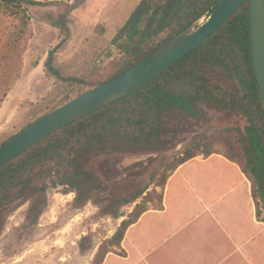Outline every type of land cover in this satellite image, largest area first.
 <instances>
[{"label":"trees","instance_id":"obj_1","mask_svg":"<svg viewBox=\"0 0 264 264\" xmlns=\"http://www.w3.org/2000/svg\"><path fill=\"white\" fill-rule=\"evenodd\" d=\"M24 2L38 4L33 0H0L4 5L19 8ZM217 3L218 0H141L112 40L124 56L122 64L106 79L83 85L88 89L114 79L205 15L209 16ZM58 27L65 29V22ZM54 54V50L50 52L45 67L60 78L53 67ZM67 80L79 82L76 78ZM207 110L236 113L248 122L239 133L240 156L208 152L205 157L219 154L240 167L252 183L257 218L264 223L259 212V205L264 209V112L252 64L250 0L200 45L154 79L118 101L49 134L2 165L0 210L17 197L32 201L38 196L42 201H32L30 206V211L35 212V203L46 204L47 192L45 186L35 184V179L38 175L59 174L60 180L55 186L62 185L74 192L78 208L93 202L104 215L114 220L124 218L110 239L113 245L120 247L128 229L149 210L142 202L150 195L151 186H157V178L165 190L178 168L202 154L183 153L176 164L162 168V176L151 175L150 182L141 189H132L133 180L141 174L132 169L125 180L126 192L120 194L115 187L116 192L109 197L104 196L103 185L84 168V163L95 153H164L170 150L168 139L182 131L180 125H170V121L176 116L199 121ZM156 161L158 159L150 158L148 164ZM134 204L131 213L122 212L124 207ZM162 206L163 196L159 208ZM107 253L109 251L101 261L98 253L92 264H103Z\"/></svg>","mask_w":264,"mask_h":264},{"label":"rangeland","instance_id":"obj_2","mask_svg":"<svg viewBox=\"0 0 264 264\" xmlns=\"http://www.w3.org/2000/svg\"><path fill=\"white\" fill-rule=\"evenodd\" d=\"M33 1L38 4L24 2L21 8L0 3V146L67 98L80 95L87 89L83 83L102 81L116 71L124 56L112 40L141 0ZM62 22L65 29L58 27ZM53 50V67L60 78L45 67ZM170 122L182 131L168 139L170 150L164 153H95L86 160L84 168L99 179L105 197L116 192L115 187L120 194L126 192L132 169L141 173L132 189H141L151 175L162 176V168L176 164L187 151L201 153L198 160L208 152L241 155L239 133L248 122L239 114L207 110L199 121L176 116ZM150 158L158 161L148 164ZM59 180V174L37 176L35 184L47 192L46 204L35 203V212L30 206L42 201L38 196L32 201L17 197L0 210V264H92L98 253L101 261L107 251L103 264L109 255L114 264H129L128 233L120 247L110 241L124 218L104 215L93 202L78 208L74 192L55 186ZM159 181L142 202L144 208L160 207L164 189ZM239 186L245 193L252 183L245 179ZM135 205L122 212L131 213ZM259 208L264 220V209Z\"/></svg>","mask_w":264,"mask_h":264},{"label":"crops","instance_id":"obj_3","mask_svg":"<svg viewBox=\"0 0 264 264\" xmlns=\"http://www.w3.org/2000/svg\"><path fill=\"white\" fill-rule=\"evenodd\" d=\"M198 157L169 179L163 206L126 232L129 264H264V223L252 186H239L248 178L222 155ZM104 264H114L112 255Z\"/></svg>","mask_w":264,"mask_h":264},{"label":"water","instance_id":"obj_4","mask_svg":"<svg viewBox=\"0 0 264 264\" xmlns=\"http://www.w3.org/2000/svg\"><path fill=\"white\" fill-rule=\"evenodd\" d=\"M247 0H218L205 21L193 23L114 79L92 87L48 112L0 148V167L37 141L125 97L200 45ZM252 64L264 112V0H250Z\"/></svg>","mask_w":264,"mask_h":264},{"label":"bare ground","instance_id":"obj_5","mask_svg":"<svg viewBox=\"0 0 264 264\" xmlns=\"http://www.w3.org/2000/svg\"><path fill=\"white\" fill-rule=\"evenodd\" d=\"M203 21V20H202Z\"/></svg>","mask_w":264,"mask_h":264}]
</instances>
